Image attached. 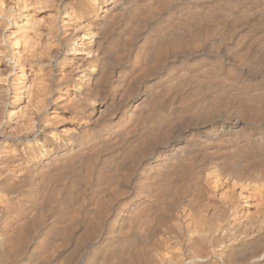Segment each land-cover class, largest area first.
<instances>
[{"label": "bare ground", "instance_id": "bare-ground-1", "mask_svg": "<svg viewBox=\"0 0 264 264\" xmlns=\"http://www.w3.org/2000/svg\"><path fill=\"white\" fill-rule=\"evenodd\" d=\"M0 264H264V0H0Z\"/></svg>", "mask_w": 264, "mask_h": 264}]
</instances>
